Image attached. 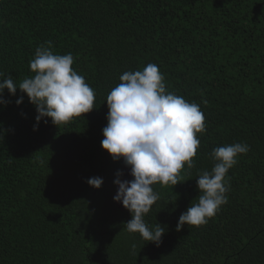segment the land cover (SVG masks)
Instances as JSON below:
<instances>
[{
  "label": "trees",
  "instance_id": "1",
  "mask_svg": "<svg viewBox=\"0 0 264 264\" xmlns=\"http://www.w3.org/2000/svg\"><path fill=\"white\" fill-rule=\"evenodd\" d=\"M49 42L54 54L73 55L94 108L34 130L35 106L5 89L0 264H264V0H0L5 78L18 85L34 76L29 62ZM149 63L167 91L205 116L195 166L185 165L175 186H153L160 199L145 221L166 227L159 246L126 230L131 214L113 200L123 159L101 147L108 93ZM234 143L250 151L227 173L228 203L207 225L177 231L200 195L198 175L216 163L212 150ZM92 177L103 179L99 189L86 182Z\"/></svg>",
  "mask_w": 264,
  "mask_h": 264
},
{
  "label": "clouds",
  "instance_id": "2",
  "mask_svg": "<svg viewBox=\"0 0 264 264\" xmlns=\"http://www.w3.org/2000/svg\"><path fill=\"white\" fill-rule=\"evenodd\" d=\"M73 64L71 53L54 54L50 42L48 46L40 45L29 62L34 76L17 85L10 75L5 78L0 73V105L8 103L4 98L5 89L12 96L17 89L25 93L37 112L34 130L41 120L47 123L45 118H51L58 126L91 112L95 90L73 69ZM119 79L121 83L112 88L106 98L109 111L101 147L114 161L122 158L133 179L122 180L123 173L117 172L114 184L118 190L113 200L122 203L131 214L126 230L139 233L144 241L159 246L166 227L158 223L150 227L145 221V215L160 199L153 186H175L182 181L180 173L185 165L188 169L195 166L193 158L200 147L197 133L205 131V116L197 103L187 102L183 96L167 91L164 74L154 63L147 64L142 71H126ZM22 102L23 96L16 99L17 105ZM249 151L246 143L212 150L216 163L211 171L198 175L196 183L200 195L180 215L177 231L184 225H207L228 203L227 173L238 163L237 157ZM86 182L99 189L103 179L92 177ZM132 247L135 249L136 245Z\"/></svg>",
  "mask_w": 264,
  "mask_h": 264
},
{
  "label": "rangeland",
  "instance_id": "3",
  "mask_svg": "<svg viewBox=\"0 0 264 264\" xmlns=\"http://www.w3.org/2000/svg\"><path fill=\"white\" fill-rule=\"evenodd\" d=\"M123 172H124V179L123 180H130V177H132L130 175V168H128L127 166H125V164H124Z\"/></svg>",
  "mask_w": 264,
  "mask_h": 264
}]
</instances>
